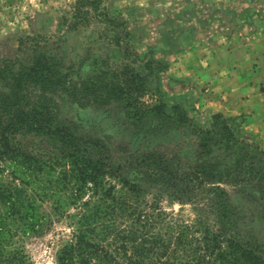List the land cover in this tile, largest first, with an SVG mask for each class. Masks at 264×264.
Wrapping results in <instances>:
<instances>
[{
	"label": "trees",
	"instance_id": "trees-1",
	"mask_svg": "<svg viewBox=\"0 0 264 264\" xmlns=\"http://www.w3.org/2000/svg\"><path fill=\"white\" fill-rule=\"evenodd\" d=\"M90 9L108 24L119 20L101 0H75L63 24L88 22ZM25 39L37 37L20 38V52ZM26 48L28 56L0 67V162L12 163L15 180L0 182V264H28L19 241L45 224L37 203L44 200L73 222L57 264H264V232L255 230L264 229V148L232 118L215 112L199 123L185 104L140 101L138 73L75 67L63 47L38 41ZM64 99L121 102L134 133L188 138L176 149L116 152L107 136L60 114ZM150 186L193 203L198 219L173 224L160 210L144 212L139 192ZM230 189L256 207V227L245 228Z\"/></svg>",
	"mask_w": 264,
	"mask_h": 264
},
{
	"label": "rangeland",
	"instance_id": "rangeland-1",
	"mask_svg": "<svg viewBox=\"0 0 264 264\" xmlns=\"http://www.w3.org/2000/svg\"><path fill=\"white\" fill-rule=\"evenodd\" d=\"M74 1L0 0V67L5 59L28 56L26 47L36 41L53 51L60 46L66 64L85 62L119 75L138 73L140 101L154 103L163 97L185 104L199 123L221 112L264 148V0H101L119 18L117 24H108L100 11L90 9L88 22L76 19V27H67L63 23ZM26 36L37 39H25L26 50L20 52L19 39ZM59 111L82 131L107 136L116 152L176 149L188 138L182 131L156 138L134 133L121 102L114 100L79 106L64 99ZM1 181H15L9 161L0 162ZM229 192L245 228L256 227L251 220L256 207ZM139 195L144 212L160 210L173 224L198 219L193 203L173 200L157 186L145 187ZM37 203L46 222L19 244L28 264H57V251L72 238L73 222L53 211L50 201Z\"/></svg>",
	"mask_w": 264,
	"mask_h": 264
}]
</instances>
